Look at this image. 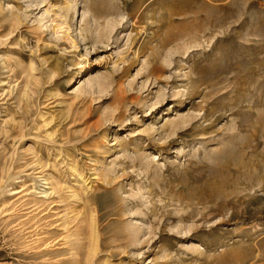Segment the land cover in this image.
I'll return each mask as SVG.
<instances>
[{
    "label": "rangeland",
    "instance_id": "obj_1",
    "mask_svg": "<svg viewBox=\"0 0 264 264\" xmlns=\"http://www.w3.org/2000/svg\"><path fill=\"white\" fill-rule=\"evenodd\" d=\"M0 264H264V0H0Z\"/></svg>",
    "mask_w": 264,
    "mask_h": 264
},
{
    "label": "bare ground",
    "instance_id": "obj_2",
    "mask_svg": "<svg viewBox=\"0 0 264 264\" xmlns=\"http://www.w3.org/2000/svg\"><path fill=\"white\" fill-rule=\"evenodd\" d=\"M124 5H127V3L126 2H124ZM210 10L212 11V9L210 8ZM81 67V70H86V69H88L89 68V64H87V63H85V64H83V65H81L80 66Z\"/></svg>",
    "mask_w": 264,
    "mask_h": 264
}]
</instances>
